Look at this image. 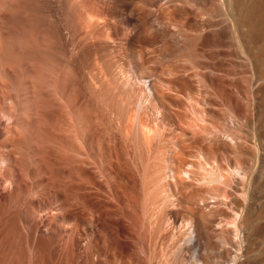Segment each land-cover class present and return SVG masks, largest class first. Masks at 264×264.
Listing matches in <instances>:
<instances>
[{"label":"rangeland","instance_id":"374dc122","mask_svg":"<svg viewBox=\"0 0 264 264\" xmlns=\"http://www.w3.org/2000/svg\"><path fill=\"white\" fill-rule=\"evenodd\" d=\"M45 1L51 63L49 77L51 75L52 80L53 76L59 75L60 80L55 82L63 83L62 86L59 83L63 90L58 85L56 87L63 92H59L63 108L58 109L60 105L55 99L56 109L53 107V110L54 104H51L49 109L53 113H48L51 121L54 116H59V119L55 118L63 120V129H67L68 119L72 117L77 103L75 111L78 120H75V125L78 127L75 126V129L79 134L75 130L76 135L73 136L71 128L74 141L69 139L67 131L65 133L69 136H65V141L68 138L72 142L66 143L68 147L76 144L74 147L80 152L75 158L80 161L75 158L70 161L68 157L64 159L71 163L77 161V167L75 163L67 165L71 170L76 168L74 173L77 169L80 172L77 170L79 175L71 174L70 167L62 165L61 172L69 176L55 174L54 152L52 156L48 154L50 163L52 161L50 167L53 168H49V183L52 182L56 188L58 186L63 199L61 206H65L62 209H67L65 213L60 206L58 210L61 213H58L54 193L57 190L51 184L47 185V189L52 187L50 191L54 189L53 193L49 194L45 188L44 199L39 196L45 204L38 198V205L42 203V208L45 205L51 207L49 210L45 209L46 206L43 208L46 214L54 208L53 211H57L55 213H58L62 223L59 218H55L57 222L54 218L50 220L49 215L54 212L50 211L48 216L43 211L41 213L47 216L46 220L49 218L52 225L58 222L61 225L63 237L60 233L59 248L64 245V250H54L56 255L63 252L59 254L62 258L58 261L60 256H54L48 239L44 236L43 241L42 238L39 240L41 236L35 235L31 229V233L25 230L28 238L24 233L23 236L27 239L26 243L31 237V245H26L32 246L33 243L29 248L36 251L34 256L31 251L28 253L33 260L25 252L24 256L31 260V264H264V33L255 32L260 28L256 25L259 23L260 26L264 21L259 22L256 18L259 13L264 18V0H231L232 7L224 0ZM31 2H27L28 9H32L31 4L36 2V7L33 6L35 10L38 2ZM231 9H234L233 12ZM32 10L29 11L33 13L31 20L40 21L36 15L38 10ZM245 11L256 20L252 18L246 23L244 16V19L241 17ZM234 19L235 22L238 19L242 26L235 25L237 22ZM36 20L32 24L30 21L31 28L38 26ZM243 21L248 27L256 24V27L250 28L253 34L244 31L248 27ZM34 22H38L37 26H31ZM234 26L244 29L246 34L241 32L240 35L242 29L234 31ZM242 39L244 43L240 44ZM50 85L55 87L53 83ZM50 91L56 93L54 88ZM141 92L149 96L147 103H140ZM52 98L56 97L53 95ZM73 103L75 107L72 108ZM57 110H61L63 117ZM59 121L57 123L61 125ZM142 121L147 128H155L154 132H149V139L146 136L149 141L140 130L137 131L138 123L140 125ZM54 122L48 123L50 127ZM55 127L53 131L57 139L54 137V140L57 142L62 136L58 134L63 130L59 132L57 127L56 131ZM65 155L68 156L67 153ZM187 166L188 172L185 171ZM217 169L222 176L218 182L219 172L217 177L214 175ZM182 170L183 173H180ZM53 176L65 177V180L58 177L54 180ZM68 177L78 181L70 182L72 178ZM74 182H77V188L73 190ZM47 192L48 197L45 195ZM74 194L78 196L74 197ZM50 195L55 206L50 205ZM69 199L74 202L70 203ZM146 201H153V205L149 203L153 208L155 203L167 202L163 203L164 214L175 213L173 215L178 219L176 222L170 219L166 231L170 236L174 232L175 237L170 238L164 230L160 233L156 225L158 223L160 228L161 222L155 220L156 216H153L155 222L153 218L149 219L151 215L148 218L145 216L154 211H150V206V212L145 211L148 206ZM163 204L158 206L160 212ZM234 205L247 209H242V212ZM232 208L239 212H234ZM231 209L242 224L231 222L233 218H230L234 215ZM158 213L159 210L156 214L160 217ZM223 213L224 216L227 213L230 221L223 219ZM40 215H37L38 219L45 218V215L38 217ZM124 215L141 217V226L146 223L144 226L147 225L146 230H150L151 234L147 231L149 234L146 235L138 219V223L135 219L133 223L124 222L132 218H125ZM239 216L244 217L243 221ZM146 218L147 222L155 223L154 227H148ZM190 218L192 224L186 225ZM184 219H188L186 223ZM40 220L39 223L46 221ZM89 223L93 227L92 233L86 231ZM175 226L177 232H170V227ZM233 226H237V230ZM141 228L146 234L140 231ZM23 236H17L21 237L15 244L17 248L20 242L21 249L26 247L23 246ZM45 244H49L52 250L47 249ZM110 247H113L112 250L116 248L118 253L114 250L112 254L111 249L108 251ZM25 249L28 250V247ZM24 250L20 253L22 257ZM15 251L18 249L15 248ZM35 252L39 253L35 255ZM20 255L16 258L20 259ZM106 255L110 260L115 255L114 260L118 261L111 262ZM25 257L19 261L20 264H30ZM117 257H121L120 260ZM127 258L131 263L126 262Z\"/></svg>","mask_w":264,"mask_h":264},{"label":"bare ground","instance_id":"6f19581e","mask_svg":"<svg viewBox=\"0 0 264 264\" xmlns=\"http://www.w3.org/2000/svg\"><path fill=\"white\" fill-rule=\"evenodd\" d=\"M23 1H25V0H23ZM23 1H20V0H0V264H17V263H19V261L21 260V261H23V258L25 257L24 255L25 254H28L30 251H31V248H29V247H32L33 246V243H32V246H30L31 244H30V238H29V243L28 244H30L29 246H27L28 244L25 242V241H27V239H25V237L27 236V238H28V232L32 229V230H34V234L35 235H39V236H41L40 238H39V240L43 237L44 238V236L48 239L47 241H49L48 243H50V247H52V249H50V247H48L49 246V244H48V246H47V249H50V250H52V252H55V251H60V249L62 248V246H63V248H64V245H61L60 246V248H59V243H60V241L59 240H61V239H59V238H61V237H63V235H62V233L63 232H61V227H59V226H61V225H58L59 224V222L60 223H62L61 221H59L60 220V217H58V213H61L60 211L61 210H64V209H62L63 208V206H61L62 205V202H61V199H62V195H61V193L58 191V186H57V188H56V186L55 185H53V184H51V183H49L50 181H49V168H52V167H50V164H52V161H51V163H50V161H49V156H48V154H50L51 156L53 155V152H54V155H53V158L52 159H54V157H55V169H56V173L55 174H59V173H62L61 172V167H62V165H63V167H65V165H67V164H72V165H70V166H73L74 165V163L76 164V165H74L75 167H77V164H78V162L80 161L78 158H75V156H76V154H77V152H78V150H76L75 149V145L76 144H74L73 146H69V147H71V149H69V147H68V142L70 143L71 141H74V140H72V136H71V134H72V131H73V136H75L76 134H75V130H77L76 132H77V134H79L78 132V129H75V126H77L78 127V125H75L76 123H75V120H78V118H76L77 116H78V113L75 111V108L77 107V103H76V107L74 106V104L75 103H73V106H72V108L73 107H75L74 108V110H72L73 111V115H72V117H69V119H68V121L69 122H67L68 124L67 125H69L68 126V128L67 129H69L70 131H68L65 127H64V129H63V126H64V122H63V120H61L62 118H60V120L61 121H59V122H63L61 125H62V127H61V125H60V123H57L58 121H57V119H59V116H54V120L53 121H51V119H52V117L50 118V115H49V113H51L50 111H52V110H50L51 109V104H54V106H52V109H53V107H55V109H56V104H55V101L57 102V105L59 106V108H58V106H57V108L58 109H60V107H61V105H63L62 104V99L63 98H61L60 97V93L62 94L63 92H62V90H63V88L61 87L62 86V81L61 82H58L59 80H60V77H59V75H58V77H59V79H58V77H56L55 76V78H54V76H53V78H54V80H53V78H52V80H51V75H50V77H49V64H51V63H49V54H48V42H47V33H46V24H45V19H46V15H45V0H37V2H38V5H37V8H35V10H34V7L33 6H35V3L36 2H33V4H31L32 5V9L34 10V12L35 11H37L36 13V15L38 16V17H40V21H38V20H36L35 18V20L36 21H38V22H34L33 23V25H31V26H34V25H36L37 23V27H36V29H34L35 28V26L34 27H30V21H31V24H32V22L33 21H35L34 19H32L31 20V16L33 15V13H29V11L30 10H32L31 9V7H30V9H28L29 7H28V3L27 2H31V1H33V0H31V1H28L27 0V2H23ZM224 1H226L227 3H225L226 5L228 4H230L231 6L230 7H232V3H230V1L231 0H224ZM223 1V2H224ZM22 2V3H21ZM222 2V3H223ZM32 3V2H31ZM225 5V6H226ZM30 6V5H29ZM36 7V6H35ZM226 8H228V6H226ZM37 9V10H36ZM229 9V8H228ZM32 10V11H33ZM234 10V9H233ZM233 10L231 9V12H233ZM31 11V12H32ZM226 11H228V10H226ZM248 11V10H247ZM247 11H245L246 13H242L243 15L241 16L242 17V19H244V21L247 23L249 20H252V14L249 12H247ZM230 12V11H229ZM228 12V13H229ZM262 13H263V11H262ZM31 14V15H30ZM260 14V15H259ZM258 14V16L256 15V18L258 17V21L260 22V21H262V20H264V18H262L261 17V13H259ZM35 15V14H34ZM263 15H264V13H263ZM243 16H244V18H243ZM262 18V19H261ZM232 19V18H231ZM253 19H255V18H253ZM233 20V19H232ZM256 20V19H255ZM238 21V19H236V22ZM244 21H243V23H244ZM232 22V21H231ZM234 22H235V19H234ZM233 22V25L236 23H234ZM240 22V21H239ZM257 22V21H256ZM263 23H260V24H262V25H256L255 23V25L256 26H258V27H260L259 29H256V31L255 32H257V33H260V34H263L264 33V21H262ZM246 23H244L245 24V26L246 27H248L247 25H246ZM249 23V22H248ZM251 25V26H254V27H256L255 25ZM235 25H241L242 26V23H238L237 22V24H235ZM248 27L246 30H244V29H242V28H240V27H236V26H234V31L238 28V30L240 29H242V31H240V35L242 34L241 32H243V30L244 31H247L248 30V32L250 31V28L252 29V27ZM257 27V28H258ZM243 28H244V25H243ZM239 31L237 32V33H239ZM253 31V32H254ZM251 32V31H250ZM237 33H235V35H236V38H237V36H238V34ZM252 33V32H251ZM243 34H246V33H244L243 32ZM253 34V33H252ZM256 34V33H255ZM259 34V35H260ZM264 35V34H263ZM244 36V35H243ZM256 36H258V35H256ZM246 37V36H245ZM244 37V38H245ZM241 38H242V36H241ZM240 38V39H241ZM60 39V38H59ZM239 39V40H240ZM243 40V41H242ZM241 41H240V44H242V42L244 43V39H242ZM59 41V40H58ZM57 41V42H58ZM59 44V43H58ZM59 50V49H58ZM197 55V54H196ZM256 60V59H255ZM257 60H258V58H257ZM57 78V79H56ZM61 79H63V78H61ZM56 80H58L57 82H55ZM51 81V82H50ZM49 82L51 83V85L49 84ZM52 83L53 84H55L54 86L55 87H53L52 86ZM59 83H61V86H59L60 84ZM49 85L50 86H52V87H49ZM57 85L62 89V90H58V89H60V88H56L57 87ZM64 87V86H63ZM49 88H51V89H55V91H53V92H56L55 94H53L50 90L51 89H49ZM49 92L51 93V94H53L54 95V97H56V98H52L53 97V95H49ZM60 92V93H59ZM145 92V91H144ZM142 93V94H141ZM140 94H141V98H140V103H147L149 100H148V98H149V96H147V95H145L143 92H141ZM56 95V96H55ZM63 97V96H62ZM49 98H50V101H49ZM60 98H61V100H60ZM54 100L53 102L51 101V100ZM56 99V100H55ZM60 101H61V103H60ZM76 101V100H75ZM50 102V103H49ZM74 102V101H73ZM49 105H51V106H49ZM71 106V105H70ZM49 107H50V109H49ZM63 108V106L61 107V109ZM48 109H49V111H48ZM54 110V109H53ZM58 112H60L59 110H57ZM69 111H70V113H69V115L71 116V113H72V111H71V107H70V109H69ZM49 112V113H48ZM53 113V112H52ZM51 113V114H52ZM55 113H57V112H55ZM76 114H77V116H76ZM55 115V114H54ZM60 115H61V117H63V115H62V113L60 112ZM52 116V115H51ZM55 117H58L57 119L55 118ZM65 117V116H64ZM70 118H72V119H70ZM64 119V118H63ZM54 121H56V122H54ZM71 121H72V124H71ZM140 121V120H139ZM49 122H51L50 124H53L52 122H54V125H51V127H50V125L48 124ZM70 123V124H69ZM78 123V122H77ZM143 123V121L142 122H140V125H139V123H138V126H139V128L137 127V131L138 130H140L139 132H141L142 134L141 135H143L144 136V138L146 139L147 137L146 136H148V134H149V132L151 131V133H152V130H153V132H154V130H155V128L152 126V128L150 129V128H147L146 126H147V124H146V126L144 125V124H142ZM55 124H57V126L55 125ZM58 125H60L59 127H61V128H59L58 127ZM53 126V127H52ZM56 126V127H55ZM55 127V130L57 129V127H58V129L60 130H58L59 132H62L61 130H63V132L65 133L66 131H67V133L71 136H69V135H67L66 133H65V135L63 136V132L62 133H59V132H57V133H59L58 135H60V134H62V136H60V137H63V140H62V138L60 139V137H58L59 139L57 140V142H56V140H54L55 138H56V136H54V135H56L55 133H54V131H53V128ZM76 127V128H77ZM130 127V126H129ZM129 127H127V129H129ZM71 128H72V131H71ZM65 130V131H64ZM57 131V130H56ZM55 131V132H56ZM220 131V130H219ZM223 133V132H222ZM229 133V132H228ZM138 134H140V133H138ZM219 134V133H218ZM232 134V133H231ZM67 135V137L69 136V139L71 138V141L70 140H67L66 139V141H65V136ZM141 135H138V137L140 136L141 137ZM220 135H221V133H220ZM143 136L141 137V138H143ZM150 136H152V135H150ZM229 136V135H228ZM55 137V138H54ZM76 138V137H75ZM75 138H73V139H75ZM79 138V135L77 136V139ZM57 139V138H56ZM144 139V140H145ZM148 139H149V136H148ZM148 139H146V140H148ZM151 139V138H150ZM76 140V139H75ZM60 141V142H59ZM65 141V142H64ZM149 141V140H148ZM62 142V143H61ZM65 144H64V143ZM78 142V141H77ZM76 142V143H77ZM147 142V141H146ZM67 143V144H66ZM148 143V142H147ZM64 144V145H63ZM71 144H72V142H71ZM54 147V148H50V147ZM64 146H66V147H64ZM77 146H79L78 144H77ZM64 147V148H63ZM67 147H68V152H67ZM79 148V147H78ZM50 149H53L52 150V153H50V151H49V153H48V150H50ZM64 149H65V151H64ZM63 152H65V153H67V155L68 156H66L65 155V153H63ZM80 152V151H79ZM78 152V153H79ZM179 153H180V151H179ZM56 154V155H55ZM77 156L79 157V154H77ZM76 156V157H77ZM69 158V160L71 161V159H74V160H77V161H74L73 163H71V162H69V160L67 161V159L65 160L64 158ZM174 159V158H173ZM53 160V161H54ZM178 160V159H177ZM63 161H65L66 162V164H63V163H65V162H63ZM179 161H181V160H179ZM68 162V163H67ZM77 162V163H76ZM182 162V161H181ZM184 162V161H183ZM258 162V161H257ZM256 162V163H257ZM50 163V164H49ZM218 163V162H217ZM216 163V164H217ZM215 164V163H214ZM80 165V164H79ZM187 165V164H186ZM218 165V164H217ZM52 166H54V165H52ZM67 166H69V165H67ZM69 166V167H70ZM186 167V166H185ZM68 168V167H67ZM74 168V167H73ZM218 168V167H217ZM64 169V168H63ZM69 170H71V167L70 168H68ZM68 169H67V173H68ZM74 169H76V168H74ZM74 169H72L71 170V174H78V172H77V170H75V173L73 172L74 171ZM184 169V168H183ZM211 169V168H210ZM219 169V168H218ZM218 169L216 170V172L214 173V175L217 177V171H218ZM52 170H53V168H52ZM65 171V170H64ZM79 172H80V170H78ZM185 171L186 172H188V166H187V170L185 169ZM185 171H184V173H185ZM253 171H255V169L253 170ZM53 172H55V171H53ZM53 172H52V174H53ZM77 172V173H76ZM219 172V171H218ZM65 173V172H64ZM64 173H62V175L64 174ZM172 173V172H171ZM180 173H183V170H182V172H180ZM55 174H53V175H55ZM186 174V173H185ZM212 174V173H211ZM210 174V175H211ZM51 175V174H50ZM65 175V174H64ZM63 175V176H64ZM79 175V174H78ZM179 175V174H178ZM181 175V174H180ZM183 175V174H182ZM209 175V176H210ZM52 176V175H51ZM59 176V175H58ZM58 176H53V179L54 180H56L55 178H57ZM67 176H69V174L67 175ZM66 175H65V177H67ZM72 176V175H71ZM75 176H77V175H75ZM74 176V178H76ZM175 176V175H174ZM184 177H186L185 179H187V176H185V175H183ZM183 176H179L180 178L182 177L183 178ZM218 176H220L219 177V179H216L217 181L216 182H218V181H221L220 180V178L222 179V176L220 175V172H219V175ZM252 176V175H251ZM250 176V177H251ZM64 177V178H65ZM80 176H77V178H79ZM58 178H62V176L61 177H58ZM57 178V179H58ZM64 178H62V179H64ZM68 178H70V177H68ZM72 178V177H71ZM70 178V179H71ZM189 178H191L190 176L188 177V179ZM52 179V180H53ZM61 179V180H62ZM184 179V178H183ZM184 179V180H185ZM252 178H250V180H251ZM65 180V179H64ZM72 180H74V181H78V179H71V180H69L70 182L72 181ZM80 180V179H79ZM190 180V179H189ZM196 180V179H195ZM60 181V180H59ZM61 183L63 182V181H60ZM69 182V183H70ZM201 182V181H200ZM207 181H205V183H206ZM56 183H58V182H56ZM60 183V184H61ZM67 183H68V180H67ZM67 183H66V185H67ZM68 183V184H69ZM73 183V182H72ZM75 183H77V182H74V185H73V190L74 189H76L77 187H76V185L77 184H75ZM79 183V182H78ZM182 183V182H181ZM48 184H51V185H53V187H55L54 189H56L57 190V193H56V191L54 192L56 195H55V202H56V206H58V208H57V210L60 208V206H61V210L56 214L55 213V211H51V212H54V214L52 213H50V211H48L47 212V214H46V212L44 211L45 209H47L48 208V210L49 209H51V207L50 206H46V208H45V206L43 207V208H45V209H43L41 206V204L43 203V201L39 198V196H41L42 195V197H43V190H44V192H46L47 190H49V192H47L45 195H46V197H48V195L49 194H52L53 193V191H54V189H52L53 191L51 192L50 191V189L52 188H49V189H47V185ZM62 184H64V183H62ZM208 184V183H207ZM209 184H210V182H209ZM58 185V184H57ZM65 185V186H66ZM249 186V185H248ZM47 190H46V189ZM60 188H61V186H60ZM59 188V189H60ZM64 187H62V189H63ZM70 188V187H69ZM72 188V187H71ZM62 191V190H61ZM71 191V190H70ZM66 192H68V191H66ZM74 192V191H73ZM77 192H78V190H77ZM81 192V191H80ZM49 193V194H48ZM70 193H72V192H70ZM76 193V192H75ZM68 194V193H67ZM66 194V195H67ZM78 194V193H77ZM160 194V193H159ZM171 195V194H170ZM53 196H54V194H53ZM53 196H49L50 198V200H51V197H53ZM71 196V195H70ZM78 195H75L74 194V197H77ZM45 197V196H44ZM44 197H43V199H44ZM73 197V198H74ZM162 197V196H161ZM223 197V196H222ZM38 198H39V200H41L42 201V203H40V206L38 205L39 203H38ZM72 198V197H71ZM168 198V197H167ZM167 198H165L164 200H166L167 201ZM47 199V198H46ZM48 199V200H49ZM54 199V198H53ZM77 199V198H76ZM63 200V199H62ZM68 200V199H67ZM72 200V199H71ZM74 200V199H73ZM79 199H77V201H78ZM149 200H151V199H149ZM163 200V201H164ZM41 201H39V202H41ZM69 201H70V199H69ZM76 201V200H75ZM161 201V200H160ZM162 201V202H163ZM51 202H52V200H51ZM50 202V203H51ZM54 201L50 204V203H48V204H50V205H53V206H55L54 205V203H55ZM72 202H74V201H70V203H72ZM148 201H146V203H147ZM153 202V201H152ZM152 202H148L147 204H148V206H147V208H146V210L145 211H148V208H149V206H150V211H152L153 209H154V211H152V212H150V211H148V212H150V214H148V216L145 214V216L148 218V217H150V215L152 216L151 218H149V219H152L153 218V216H156V218H155V220L157 221L158 220V222H161L160 223V228H159V224L157 223V225L156 226H158V229H160V233H162V231L164 230L165 231V233H167V231H166V229L168 228V226H170V222H168L170 219L172 220V221H175L176 222V219H178L177 217H175L173 214H175V213H173V214H171V213H167L166 215L164 214V211H163V207H164V204H166V203H159L158 205L155 203V208H153V207H151V205H149V203H151L152 205L154 204V203H152ZM154 202H156V201H154ZM204 202V201H203ZM69 203V202H68ZM77 202H75L74 204H76ZM43 204H45V203H43ZM64 204V203H63ZM145 204V203H144ZM146 204V205H147ZM162 205L163 204V206H162V209H161V212H160V208L158 209V206L159 205ZM193 204V203H192ZM71 205V204H70ZM156 205H157V207H156ZM160 205V206H161ZM244 205V204H243ZM52 206V207H53ZM50 207V208H49ZM98 207V206H97ZM64 208H65V206H64ZM165 208V207H164ZM234 208H239L241 211H242V209H244V208H246L245 206H244V208L242 207V209L239 207V206H235L234 205ZM67 209V208H66ZM66 209L64 210V212L66 211ZM101 209V208H100ZM145 209V208H144ZM233 209V208H232ZM231 209V210H232ZM247 209V208H246ZM155 210H156V212L159 210V213H158V215L160 214V217L161 216H164V217H162V218H160L159 216H157V214H156V212H155ZM234 210V209H233ZM233 210H232V212H233ZM245 210V209H244ZM45 212V214L48 216L49 214L48 213H50L51 215H49V217L51 216V221H53L55 218L57 219V218H59L58 219V224L56 223V225L54 224V225H52L51 223H50V220H49V218H48V220H49V222H46V221H48V220H46L47 218V216L45 215V214H43V213H41V212ZM47 211V210H46ZM236 211H238V209H236ZM235 210H234V212H236ZM240 211V212H241ZM57 212V211H56ZM63 212V211H62ZM163 212V214H161ZM234 212L232 213V214H234ZM239 212V211H238ZM243 212V211H242ZM66 213V212H65ZM153 213H155L156 215H154ZM237 213V212H236ZM235 213V214H236ZM245 213V212H244ZM244 213H241V214H244ZM40 215V214H42V215H40V216H38V217H42L43 215H45V220L46 221H42V220H44L43 218H41L42 220H40V219H38L37 218V215ZM56 214V215H55ZM153 214V215H152ZM232 215L233 217H228V219H227V213H226V215L224 216V213H223V215H222V217L224 216V220H229V218H230V220H232V218H233V221H231V222H233L234 224H238V222H239V224H240V222L241 221H238L237 220V216L236 215ZM240 213H238V215H241ZM52 215H54V217L52 216ZM176 215H178V214H176ZM230 216H231V213L229 214ZM228 215V216H229ZM245 215V214H244ZM64 216V214L61 216V217H63ZM136 218H134L133 216H125L124 215V217L125 218H127L128 217V219H129V217L131 218V221H129V220H125L124 222H131V223H133L132 221L135 219H138V220H140V222L139 221H137V223L140 225V227H142L141 226V217H137L136 215H134ZM194 216V215H193ZM123 217V218H124ZM157 217L159 218V219H162V220H159V219H157ZM54 218V219H53ZM145 218V217H144ZM147 218H146V222H147ZM154 218H153V222H155L154 221ZM226 218V219H225ZM239 218H240V216H239ZM238 218V219H239ZM243 216L240 218V219H242V221H243ZM37 219V220H36ZM55 219V220H56ZM239 219V220H240ZM38 220H40V221H42V222H38ZM62 220V219H61ZM134 220V221H135ZM185 220V219H184ZM184 220H182V223L184 224ZM188 219H186L185 220V223H186V221H187ZM191 222H190V221ZM187 222L188 223H186V225H188V224H192V220H191V218L189 219ZM222 220V219H221ZM229 220V221H230ZM63 221V220H62ZM135 221V222H136ZM148 221H150V220H148ZM151 221V223H149V222H147L148 223V227H150V228H152V227H154V224H153V222ZM55 222H57V220L55 221ZM123 222V223H124ZM224 222V221H223ZM226 222V221H225ZM231 222H229V223H231ZM52 223H54V222H52ZM137 223H136V225H137ZM143 223H145V222H143ZM172 223V222H171ZM226 223H228V222H226ZM232 223V224H233ZM128 224V223H127ZM130 224V223H129ZM135 224V223H134ZM146 224V223H145ZM144 224V225H145ZM190 224V225H191ZM232 224H230V225H232ZM241 224H242V222H241ZM133 225V226H135L134 228H136L137 226H139V225ZM143 225V229L147 232H149L150 230H146V229H148L146 226H144ZM182 225V224H181ZM185 225V226H186ZM132 226V225H131ZM155 226V227H156ZM174 226V225H173ZM193 226V225H192ZM17 227H20V228H18L17 229ZM140 227H137V229L139 230L140 229ZM146 227V228H145ZM177 226H175V227H170V232L171 231H173V230H176V232H177V229H174V228H176ZM191 227V226H190ZM234 228H235V230H237L236 229V227L237 226H233ZM239 227V226H238ZM21 228L22 229H24V230H21ZM61 228V229H60ZM87 232L88 233H92V231H93V227H92V225H91V223H89L88 225H87ZM112 228V227H111ZM117 228V227H116ZM131 228V227H130ZM142 228H141V230L140 231H143V233H145L146 234V232H144V230H142ZM187 228H188V226H187ZM186 228V229H187ZM233 228V229H234ZM240 228V227H239ZM157 229V228H156ZM156 229L154 230V232L156 231ZM157 229V231H159ZM179 229V228H178ZM183 229V228H182ZM28 231V232H22L21 233V231ZM110 230V229H109ZM117 230H118V228H117ZM136 230V229H135ZM153 230V229H152ZM151 230V231H152ZM188 230V229H187ZM16 231L19 233V235H17L18 237L19 236H23V233H24V236H23V238H24V242L23 243H25V244H23V246H26V247H28V250L27 249H25L26 247H24V249L25 250H27L28 252H26L24 249H21L20 248V246L22 245V243L20 242V246H19V244L17 245L18 246V248L15 246V244H17V242L19 243V239H21V237L20 238H18L17 236H16V234H18V233H16ZM116 231V230H115ZM163 231V232H164ZM95 232V231H94ZM147 232V234L146 235H148L149 233ZM153 232V231H152ZM29 233H31V231L29 232ZM33 233V232H32ZM60 233H61V237H60ZM111 233V232H110ZM109 233V234H110ZM117 233V232H116ZM142 233V234H143ZM156 233V232H155ZM173 233L174 232H171V236H173V237H175V235H173ZM87 234V233H86ZM151 234V233H150ZM168 235L170 234L169 232L167 233ZM238 235L240 234V233H237ZM95 235V234H94ZM144 235V234H143ZM161 235V234H160ZM198 235V234H197ZM200 235V234H199ZM31 236V235H30ZM34 235H32V237H33ZM39 236H37V240H38V237ZM93 236V235H92ZM109 236V235H108ZM107 236V237H108ZM112 236V235H111ZM124 236H126L125 234H124ZM170 236V235H169ZM171 236H170V238H171ZM240 236V235H239ZM17 237V238H16ZM36 237V236H35ZM90 237V236H89ZM196 237V236H195ZM15 238L17 239V240H15ZM41 239L42 241L44 240V239ZM65 238V237H64ZM126 238V237H125ZM197 238V237H196ZM33 239H34V237H33ZM36 239V238H35ZM34 239V240H35ZM173 239V238H172ZM175 239V238H174ZM63 240V243H65L64 242V240L65 239H62ZM110 240V239H109ZM108 240V241H109ZM16 241V242H15ZM41 241V242H42ZM89 241V240H88ZM115 241V240H114ZM31 242H32V239H31ZM34 242V241H33ZM37 242V241H36ZM44 242H46V241H44ZM110 242V241H109ZM40 242H38V244H39ZM62 243V244H63ZM108 243V242H107ZM27 244V245H26ZM37 244V245H38ZM61 244V243H60ZM111 244V243H110ZM110 244H108V245H110ZM114 244V243H113ZM44 245V246H45ZM115 245H116V243H115ZM41 246V245H40ZM43 246V247H44ZM35 247V246H34ZM33 247V248H34ZM115 247V246H114ZM15 248L16 249H18V251H15ZM23 248V247H22ZM38 248V247H37ZM62 248V251L64 250ZM97 248V247H96ZM21 249V250H20ZM35 249H36V247H35ZM43 249V248H42ZM107 249H108V247H107ZM110 249L112 250L113 249V247H110L109 248V250L108 251H110ZM19 250H20V252H19ZM22 250H24L23 251V256L24 257H22L21 255H20V253H22L21 251ZM46 250V249H45ZM49 250V251H50ZM55 250V251H54ZM116 252H117V250H116V248L114 249ZM114 250H112V251H110L112 254H114ZM120 250H122V249H120ZM34 251H36V250H34ZM34 251H31L33 254V256H34ZM37 251H38V249H37ZM47 251V250H46ZM100 251V250H99ZM16 252H19V254H16ZM24 252H25V254H24ZM119 252H121V251H119ZM129 252V251H128ZM37 253H39V252H37ZM36 252H35V255L37 254ZM49 253V252H48ZM60 253H63V252H60ZM60 253H57V255H59ZM109 254V252H108V254H109V256L111 255V257L110 258H112V254ZM118 253V252H117ZM124 253V252H123ZM120 254H122V253H120ZM17 255L19 256H21V258L19 259V257L18 258H16L17 257ZM29 255V254H28ZM31 255V254H30ZM29 255V256H30ZM50 255V254H49ZM52 256H53V254H51ZM56 255V252H55V255L54 256H57ZM116 255V254H115ZM114 255V257H113V260H114V258L116 257ZM27 256V255H26ZM60 256V257H59ZM58 257H59V259H58V261H60V258H62L61 256L62 255H59ZM122 256V255H121ZM126 256H128V255H126ZM130 256H132V255H130ZM130 256H128V257H130ZM57 257V258H58ZM106 257H107V255H106ZM123 257V256H122ZM28 257H25V260H26V262L27 261H31V260H33V258L31 259V256H30V259L31 260H28L27 259ZM35 258H36V256H35ZM57 258L55 259L54 258V260H57ZM117 258H119V257H117ZM121 258V257H120ZM120 258H119V260H120ZM131 258V257H130ZM129 258V259H130ZM19 259V260H18ZM40 259H42V257L40 258ZM107 259H109V257H107ZM106 259V260H107ZM123 259V258H122ZM153 259V258H152ZM18 260V261H17ZM25 260H24V262H25ZM54 260H53V263H54ZM62 260V259H61ZM110 260V259H109ZM112 259L110 260L111 262L113 261ZM115 260H117L118 261V259H115ZM114 260V261H115ZM51 261H52V259H51ZM113 261V262H114ZM125 262L126 261V259L125 260H122V262ZM23 262V263H24ZM108 262V261H107ZM120 262V261H119ZM122 262H120V263H122ZM127 263H129L130 261L128 260V258H127V261H126ZM62 263V262H61ZM115 263V262H114ZM116 263H118V262H116ZM115 263V264H116ZM131 263V262H130ZM164 263V262H163ZM162 263V264H163ZM166 263V262H165ZM170 263V262H169ZM233 263V262H232ZM20 264V263H19ZM26 264V263H25ZM28 264V263H27ZM30 264H31V262H30ZM56 264H58V263H56ZM109 264V263H108ZM112 264V263H111ZM123 264V263H122ZM124 264H126V263H124ZM150 264H152V263H150ZM166 264H168V263H166Z\"/></svg>","mask_w":264,"mask_h":264}]
</instances>
